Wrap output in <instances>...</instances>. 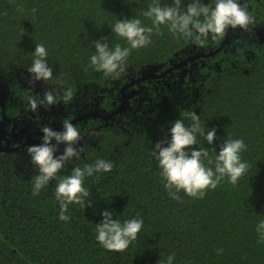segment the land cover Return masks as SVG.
<instances>
[{
    "label": "trees",
    "instance_id": "16d2710c",
    "mask_svg": "<svg viewBox=\"0 0 264 264\" xmlns=\"http://www.w3.org/2000/svg\"><path fill=\"white\" fill-rule=\"evenodd\" d=\"M157 2L174 6V0H0V80L9 92L6 116L30 108L31 99L39 104L49 91L59 101L54 107L73 104L94 107L87 113L97 111L95 116L78 115L87 120L85 130L77 127L85 133L83 151L38 195L33 194L38 169L27 149L0 150V264H167L169 256H174L172 264H264V230H257L264 221V43L257 42L252 29L264 26V0L242 3L254 17L247 31L234 29L214 55L142 80L135 87L137 100L113 114L129 77H138L149 65L170 63L169 68L199 49L192 39L170 31L168 24L156 31L144 12ZM191 2L181 0V11ZM202 2L215 6V0ZM126 18L152 27L151 43L131 50L119 76H105L90 64L93 42L104 37L109 48L130 47L112 31ZM224 37L209 36L205 51L217 48ZM37 44L45 46L53 75L33 84L27 68ZM182 70L184 74H178ZM68 89L73 98L65 104ZM95 100L105 111L96 109ZM194 111L205 131L215 128L217 133L212 145L198 135L195 147L207 148L214 161L226 139H243L247 148L240 156L249 167L235 185L225 177L203 198L181 190L176 200L165 188L152 149L156 141L170 138L176 119L189 126ZM98 159L114 167L85 177L92 206L72 203L65 213L69 220H60L56 184L73 168ZM204 163L214 169V162ZM105 210H112L121 223L143 219L137 239L124 252L109 251L96 239Z\"/></svg>",
    "mask_w": 264,
    "mask_h": 264
},
{
    "label": "clouds",
    "instance_id": "9594fccd",
    "mask_svg": "<svg viewBox=\"0 0 264 264\" xmlns=\"http://www.w3.org/2000/svg\"><path fill=\"white\" fill-rule=\"evenodd\" d=\"M181 0H174V6L161 7L154 3L144 12L146 17L152 18L157 32L160 25H170V31L183 34L190 38L197 46H203L205 40L211 36L213 40L223 37L228 29H242L247 31L254 23V17L249 13L247 4H241L239 0H215V6L205 4L202 0H192L187 5L186 11H181ZM22 10V9H21ZM33 12L37 9L33 8ZM201 17L203 19H201ZM112 31L119 37L125 38L130 47H121L116 44L109 48L105 38L93 42L95 54L90 58V64L98 71H103L105 76H119L125 70L127 57L132 49L144 47L151 43L152 27H144L139 19L118 20L112 27ZM35 58L27 68L30 74V83L48 81L52 78L53 69L46 62L48 55L43 44H37ZM73 98L71 89L64 93V103L67 104ZM59 101L51 92H45L44 98L39 101L31 99L29 107L35 112L39 107L55 106ZM192 123L186 126L182 119H176L169 129L170 138L158 140L154 143L152 154L159 162L161 175L166 180L165 188L169 195L176 200L177 195L183 190L187 195L195 198H203L208 189H216L221 181L227 177L233 185L248 170L247 162H242L240 153L246 150L247 145L243 139H226L218 154L210 157L207 148H197V136H204L209 145L214 144L216 129L205 131L201 127L200 116L194 111L189 114ZM41 143L27 147L31 163L38 169L34 176L33 194L38 195L40 190L56 178L57 173L63 169L73 158H78L83 151L77 147L82 136L74 124L65 119L61 130L52 127L41 128ZM55 141V143H53ZM63 151L57 155L60 146ZM204 161H207L206 166ZM114 165L110 161L98 159L94 164H87L83 168L75 167L71 175L58 181L55 187V196L60 202V220L67 221L65 215L68 206L72 203L85 207L92 206L90 189L84 187L86 176L94 173L110 172ZM103 219L97 224V241L109 251L124 252L143 227V219H128L121 223L113 218L112 210L102 213ZM258 231L264 230V221L260 222ZM261 239L264 240V231H261ZM174 256L167 258V264H172Z\"/></svg>",
    "mask_w": 264,
    "mask_h": 264
},
{
    "label": "flooded vegetation",
    "instance_id": "af4514ba",
    "mask_svg": "<svg viewBox=\"0 0 264 264\" xmlns=\"http://www.w3.org/2000/svg\"><path fill=\"white\" fill-rule=\"evenodd\" d=\"M256 28L257 26L252 28L255 32L254 37L256 36L257 42H260L258 34L256 32ZM233 31L234 29L231 31V35L234 34ZM194 48H197V45H194ZM211 48L212 47H210V50ZM201 50L205 51L207 50V48H205L204 46H199V49L196 50V52H199ZM188 56H191V54H188L186 57ZM169 65H161L160 70L165 69ZM178 74L183 75L184 70H182ZM135 78L136 76L129 77L127 82H124V85L126 86L124 89L127 88V92H121L123 98L121 100H123L124 104L126 105L125 108H130L129 106L131 102H135L137 100L136 95L138 94V91L135 87L140 85L141 81L131 84V80ZM90 103H93V101L91 100ZM98 104V100H95L94 105L96 106V109H99L100 111H105L101 109ZM72 105L70 104V107L67 108L61 105H57V107L49 106L47 108L41 106L35 112L31 111L30 108H25L20 109L18 114L8 115L7 119L4 121L5 125L4 132L2 135V144H9L8 148L10 149L16 146H19V149H27V147L30 145L41 143L42 127L49 126L52 127L54 130H61L62 122L65 119L70 120L76 128L79 127L80 130H85L84 124L87 122V120H82V118L78 117V115L80 113L82 114V112L87 113L90 109H93L94 107L89 109L87 108V106H84L82 108L76 106V108H73ZM110 117L111 116L106 119L109 120L111 119ZM79 132L82 136V140L79 142L77 147H83L85 133H83V131ZM53 143H55V141H53ZM63 149L64 145H61L60 150L57 152V154H60L59 152H62Z\"/></svg>",
    "mask_w": 264,
    "mask_h": 264
},
{
    "label": "water",
    "instance_id": "95a60500",
    "mask_svg": "<svg viewBox=\"0 0 264 264\" xmlns=\"http://www.w3.org/2000/svg\"><path fill=\"white\" fill-rule=\"evenodd\" d=\"M239 2L242 4L244 2V0H239ZM232 30L233 29H231V28L228 29L226 31L225 37L223 38V40L220 43V45L217 48H215V49L209 50L208 52L201 50V51L196 52L195 54H193L191 56L186 57L181 62L175 63L172 66H170L169 68H166V69H163V70H160L161 65H149L147 67L142 68L139 71L138 77H136L135 79L131 80V84L139 82V81H142L144 79H148V78H155V77L159 78V77L165 76L173 68H176V67H178V66H180L182 64H186L188 61H191L193 59L199 58L201 56L214 55L216 52H219L228 43V40L231 37V31ZM256 32L258 34L260 43H264V26H258L256 28ZM125 87H126L125 85L122 87L121 92H122V90ZM8 96H9V92L6 89V86L0 80V106L2 108V120L0 122V150H6V151L19 149V146H16V147H13V148L10 149V148H8L9 144H7V145L2 144V135H3V132H4V125H5L4 121L7 119V116L5 114L4 108H5V103H6V100H7ZM125 106L126 105L124 104V102L122 100V102L118 106V108L115 111H113L112 113L115 114L118 111H121L122 109L125 108ZM95 115H97V111L89 112V113L85 114L82 117L95 116ZM111 115H112L111 113L107 114V115H105V118H108Z\"/></svg>",
    "mask_w": 264,
    "mask_h": 264
},
{
    "label": "rangeland",
    "instance_id": "374dc122",
    "mask_svg": "<svg viewBox=\"0 0 264 264\" xmlns=\"http://www.w3.org/2000/svg\"><path fill=\"white\" fill-rule=\"evenodd\" d=\"M126 107V106H125ZM61 153V152H60Z\"/></svg>",
    "mask_w": 264,
    "mask_h": 264
}]
</instances>
